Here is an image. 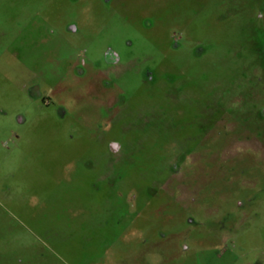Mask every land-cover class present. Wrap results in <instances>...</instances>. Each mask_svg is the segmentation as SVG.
<instances>
[{
  "label": "rangeland",
  "instance_id": "obj_1",
  "mask_svg": "<svg viewBox=\"0 0 264 264\" xmlns=\"http://www.w3.org/2000/svg\"><path fill=\"white\" fill-rule=\"evenodd\" d=\"M0 264H264V0H0Z\"/></svg>",
  "mask_w": 264,
  "mask_h": 264
},
{
  "label": "flooded vegetation",
  "instance_id": "obj_2",
  "mask_svg": "<svg viewBox=\"0 0 264 264\" xmlns=\"http://www.w3.org/2000/svg\"><path fill=\"white\" fill-rule=\"evenodd\" d=\"M115 58H116V56L113 53H107L106 54V59L107 60H116Z\"/></svg>",
  "mask_w": 264,
  "mask_h": 264
}]
</instances>
